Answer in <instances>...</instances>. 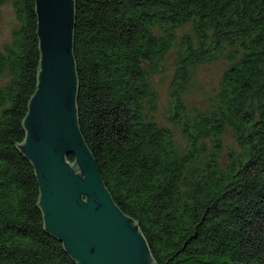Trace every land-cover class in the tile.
<instances>
[{"label": "trees", "instance_id": "1", "mask_svg": "<svg viewBox=\"0 0 264 264\" xmlns=\"http://www.w3.org/2000/svg\"><path fill=\"white\" fill-rule=\"evenodd\" d=\"M74 2L79 128L155 263L264 264V0ZM7 4L18 26L0 49V264H76L44 228L34 168L18 147L40 64L35 0ZM172 47L182 144L152 118V77ZM220 55L230 64L211 107L187 110L191 70ZM227 128L235 147L226 151Z\"/></svg>", "mask_w": 264, "mask_h": 264}, {"label": "water", "instance_id": "2", "mask_svg": "<svg viewBox=\"0 0 264 264\" xmlns=\"http://www.w3.org/2000/svg\"><path fill=\"white\" fill-rule=\"evenodd\" d=\"M35 14L39 72L18 147L34 168L44 228L76 264H156L137 222L112 199L79 128L75 2L35 0Z\"/></svg>", "mask_w": 264, "mask_h": 264}, {"label": "rangeland", "instance_id": "3", "mask_svg": "<svg viewBox=\"0 0 264 264\" xmlns=\"http://www.w3.org/2000/svg\"><path fill=\"white\" fill-rule=\"evenodd\" d=\"M18 26L14 12L10 4L0 7V49L10 40L12 30ZM190 24L177 29L180 36L184 32L189 31ZM176 47H172L164 56L162 67L152 77V83L157 95L156 108L152 114V118L161 126L169 128L179 143H184L182 137V129L180 124H176L172 118L170 84L175 72V63L177 60ZM230 62L222 55L213 60L193 67L190 77L181 93V103L189 111H197L199 113L208 110L219 87L221 77L224 70L229 66ZM221 143L223 149L235 147L234 134L231 129L227 128L221 134Z\"/></svg>", "mask_w": 264, "mask_h": 264}]
</instances>
